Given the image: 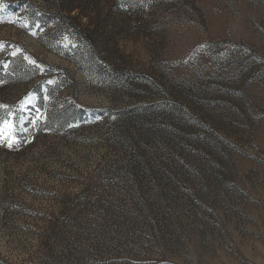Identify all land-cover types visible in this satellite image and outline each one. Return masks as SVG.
I'll list each match as a JSON object with an SVG mask.
<instances>
[{
    "label": "rangeland",
    "instance_id": "374dc122",
    "mask_svg": "<svg viewBox=\"0 0 264 264\" xmlns=\"http://www.w3.org/2000/svg\"><path fill=\"white\" fill-rule=\"evenodd\" d=\"M0 106V264H264V0H0Z\"/></svg>",
    "mask_w": 264,
    "mask_h": 264
},
{
    "label": "snow or ice",
    "instance_id": "6c2138e0",
    "mask_svg": "<svg viewBox=\"0 0 264 264\" xmlns=\"http://www.w3.org/2000/svg\"><path fill=\"white\" fill-rule=\"evenodd\" d=\"M33 34H35V33H33ZM26 59H27V57H26ZM32 63H35V61H32ZM0 107H6V106H0ZM13 140H14V137L10 136L8 139V147H12Z\"/></svg>",
    "mask_w": 264,
    "mask_h": 264
},
{
    "label": "trees",
    "instance_id": "16d2710c",
    "mask_svg": "<svg viewBox=\"0 0 264 264\" xmlns=\"http://www.w3.org/2000/svg\"><path fill=\"white\" fill-rule=\"evenodd\" d=\"M37 94H38V95H37V96H38V100L41 101V100H42V95H41V93L38 92Z\"/></svg>",
    "mask_w": 264,
    "mask_h": 264
}]
</instances>
